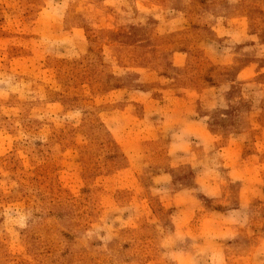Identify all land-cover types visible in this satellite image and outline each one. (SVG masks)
I'll list each match as a JSON object with an SVG mask.
<instances>
[{"label":"rangeland","instance_id":"obj_1","mask_svg":"<svg viewBox=\"0 0 264 264\" xmlns=\"http://www.w3.org/2000/svg\"><path fill=\"white\" fill-rule=\"evenodd\" d=\"M0 264H264V0H0Z\"/></svg>","mask_w":264,"mask_h":264}]
</instances>
